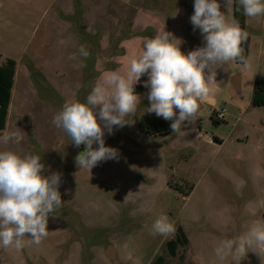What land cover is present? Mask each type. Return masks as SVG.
Wrapping results in <instances>:
<instances>
[{
	"label": "rangeland",
	"instance_id": "obj_1",
	"mask_svg": "<svg viewBox=\"0 0 264 264\" xmlns=\"http://www.w3.org/2000/svg\"><path fill=\"white\" fill-rule=\"evenodd\" d=\"M219 3L227 14L226 0ZM193 6L194 0H134L130 6L123 0H0V60L28 68L35 59L41 64L36 69L65 100H78L85 78L100 76L97 60L105 71L115 67L120 35L128 33L126 23L135 20L139 8L147 21L145 39L165 30L182 41L185 54L204 46L200 30L194 31L190 22ZM229 19H234L233 12ZM244 30L250 36L251 66L242 70L230 61L217 69L216 106L201 103L196 121H186L180 132L143 133L142 116L163 119L146 111L150 88L144 86V74L143 91L134 89L140 100L130 123L113 126L111 134L105 129V145L118 150V159L100 162L90 172L75 163L85 145L75 147L52 124L63 103L49 91L39 96L41 101L26 87L25 96L22 85L7 126L21 139L0 143V150L41 155L44 175L61 174L63 203L49 217L48 235L40 245L29 243L19 251L0 247V264H154L159 256L166 257V264H235L230 258L216 260L214 247L245 232L253 221L264 222V107L251 104L255 82L264 80V15L248 18ZM81 45L90 52L86 67L70 59L78 56ZM136 52L137 47L132 56ZM237 74L242 77L241 94L231 82ZM28 79L18 83L27 84ZM222 109L225 118L218 119ZM94 111L103 127L99 106ZM161 214L174 222L175 232L154 237L149 229ZM178 227L188 243L172 256L167 243L176 238ZM96 229H101L100 238L92 244ZM109 247L116 249V262L106 257ZM240 264L262 261L249 251Z\"/></svg>",
	"mask_w": 264,
	"mask_h": 264
},
{
	"label": "clouds",
	"instance_id": "obj_2",
	"mask_svg": "<svg viewBox=\"0 0 264 264\" xmlns=\"http://www.w3.org/2000/svg\"><path fill=\"white\" fill-rule=\"evenodd\" d=\"M234 0H226L227 14L221 11L219 0H194L190 17L193 30H200L204 46L187 54L181 51L182 41L171 32H158L146 38L143 50L130 59L127 70L105 71L99 60L95 70L100 73L85 101L66 100L52 118V124L62 130L75 147L85 145L75 157L79 169L90 170L100 162L118 159L117 149L105 145V129L109 134L113 126L124 127L129 117L137 113L139 96L135 85L147 73L144 86L150 88V106L146 111L171 121L173 132H180L184 123H194L200 104L216 90L217 69L228 62L237 63L242 70L251 66V57L245 55L243 45L249 33L232 19ZM237 11L246 18L264 15V0H236ZM90 56L81 45L70 59H79L86 67ZM99 106L98 116L94 111ZM178 110V115H177ZM20 134L5 131L0 143L19 142ZM97 144L98 147L93 148ZM41 155L20 153L10 148L0 150V247L17 251L27 244L40 245L48 235V220L62 206L61 174L44 175ZM152 236L167 237L175 232V224L168 215H159L152 223ZM25 237L30 239L26 240ZM216 260L240 264L249 251L256 252L264 264V222L253 221L238 236L224 238L214 247Z\"/></svg>",
	"mask_w": 264,
	"mask_h": 264
},
{
	"label": "trees",
	"instance_id": "obj_3",
	"mask_svg": "<svg viewBox=\"0 0 264 264\" xmlns=\"http://www.w3.org/2000/svg\"><path fill=\"white\" fill-rule=\"evenodd\" d=\"M78 5L79 4H77V8ZM238 7V3L236 2V0H234V19L239 22L241 28L246 29L247 18L242 14V11H237ZM69 19L72 20L73 18L70 17ZM243 47L245 48V55L249 56L250 36L248 38V41L243 45ZM237 63H239V61H237ZM16 67L17 63L14 60L7 59L4 62L0 60V136H2L3 132L7 127V119L11 105V97L15 81ZM30 70L32 80L36 85L40 95L43 96L44 92L49 91L54 94L60 102L64 104L63 99L57 94L52 85L47 82L43 73L37 70L32 64L30 65ZM96 78L97 75H91L90 77L85 78L83 87L78 94L79 101H85L86 96L91 91L92 85L96 81ZM251 104L253 107H264V80H257L255 82ZM170 125L171 121L146 115L142 116L139 121L140 130L143 133L152 135L165 136L170 134L173 131ZM94 232L95 236L92 238V244H95V242L100 238L99 234L101 233V229H96ZM187 243L188 239L185 233L183 232L182 228L178 227L176 238L170 240L167 243V250L172 256H176L177 248L180 245H186ZM83 258L86 262H89V257L86 256V253L84 254ZM154 264H166V257H157Z\"/></svg>",
	"mask_w": 264,
	"mask_h": 264
},
{
	"label": "crops",
	"instance_id": "obj_4",
	"mask_svg": "<svg viewBox=\"0 0 264 264\" xmlns=\"http://www.w3.org/2000/svg\"><path fill=\"white\" fill-rule=\"evenodd\" d=\"M123 1H124V3H127V5L130 6V3H132L134 0H129V1L128 0H123ZM233 5H234V3H233ZM137 8L138 7H135V10H137ZM142 12H143L142 8H139L138 9V14H137L135 20H132V21L130 20V21H128L126 23V27L128 28L129 31L124 36H122V34L120 35L121 36L120 37L121 42H120L119 48L121 49V53L116 56L117 57L116 58L117 61L114 63L115 67H111L110 70H119L120 72H124L127 69V65L129 63L130 59L132 58V53H133V50L135 49V47H137V49H138V52H136L135 54H138L140 52V50L143 48V43H144V40H145V38L143 37V30H144V28L147 25V21L144 18ZM247 24H248V18H247ZM124 25L125 24H123V26ZM113 58H115V56ZM34 62H35V66L36 67L34 66ZM31 64L35 68H41V64L36 62L35 59L31 60L28 68H27V66L25 64L20 66V64L17 62L14 87H13V90H12V97H11V105H10V109H9L8 119H7V126L9 124L10 117L13 114L14 104L17 102L16 101L17 98L21 95V94H19V92H21L20 87L22 85H23V91H22L23 94L26 91L25 88L27 87L28 88L27 90H28L29 93H30V91H33V94L36 93V95H38V97L39 96L42 97L40 95L36 85L33 84L34 82L32 83L33 80H31L32 76L30 74L31 73V70H30V65ZM42 67H44V66H42ZM237 75H239V74H237ZM23 76H24V78H23ZM45 77L47 79V82L53 86V83L50 82V78L47 75ZM20 78H22L23 81H26L27 78H29L28 79V83L26 84V82H25L24 84H19L18 82H19ZM233 78H234V76L231 77V82H232ZM30 84H32V87H31ZM141 84H142V82L140 80V82H138L135 85V88H138V90L143 91L142 87H140V86H143ZM232 85H233V83H232ZM55 88H54V90L57 92V94L65 102L66 100H65V96H64L63 92H61V91L59 92V88L58 87L55 86ZM241 88H242V77H241ZM81 89H78V92H77L78 94H79ZM28 92L27 91L25 92V96L28 95ZM40 97H39V99L42 101L43 99H41ZM209 98L213 100V103H209L206 100V101L202 102V104H206V105L211 106V107H213V106L210 105V104H215V106L218 104V101H217V99H216V97L214 95H211ZM22 106H24V105H22ZM5 131H7V127H6Z\"/></svg>",
	"mask_w": 264,
	"mask_h": 264
},
{
	"label": "water",
	"instance_id": "obj_5",
	"mask_svg": "<svg viewBox=\"0 0 264 264\" xmlns=\"http://www.w3.org/2000/svg\"><path fill=\"white\" fill-rule=\"evenodd\" d=\"M234 89L238 94H241L242 88H241V75H236L234 76L232 80ZM207 101L209 103H213V100L208 98ZM106 257L109 258L111 261L116 262L117 261V254H116V249L115 247H109L106 251Z\"/></svg>",
	"mask_w": 264,
	"mask_h": 264
},
{
	"label": "built area",
	"instance_id": "obj_6",
	"mask_svg": "<svg viewBox=\"0 0 264 264\" xmlns=\"http://www.w3.org/2000/svg\"><path fill=\"white\" fill-rule=\"evenodd\" d=\"M218 119H224L225 118V111L222 109L217 113Z\"/></svg>",
	"mask_w": 264,
	"mask_h": 264
}]
</instances>
